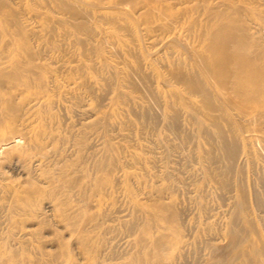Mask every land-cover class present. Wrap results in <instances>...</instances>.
<instances>
[{
    "label": "bare ground",
    "instance_id": "1",
    "mask_svg": "<svg viewBox=\"0 0 264 264\" xmlns=\"http://www.w3.org/2000/svg\"><path fill=\"white\" fill-rule=\"evenodd\" d=\"M262 5L0 0V264H190L197 228L211 264H264V200L232 178L264 135ZM156 33L160 44H145ZM158 46L176 62H160ZM183 120L207 164L190 176L204 217L190 228L184 171L169 166L189 155ZM205 182L228 191L226 221L208 214ZM124 235L134 250L117 255Z\"/></svg>",
    "mask_w": 264,
    "mask_h": 264
},
{
    "label": "rangeland",
    "instance_id": "2",
    "mask_svg": "<svg viewBox=\"0 0 264 264\" xmlns=\"http://www.w3.org/2000/svg\"><path fill=\"white\" fill-rule=\"evenodd\" d=\"M260 8H262V10H264L263 5H262ZM177 31L180 32L179 28L177 29ZM146 36H147V35L144 36L145 39H146L145 42H147V43H145V44H150V43H151V44H152V43L160 44V43H158V42L161 41L160 39L162 38V35H161L160 33H159V34L156 33V34H155V39H153V40H149V39H148V41H147V37H146ZM159 36H160L161 38H160ZM182 37H183V36H182ZM157 38H158V39H157ZM156 39H157V40H156ZM150 41H151V42H150ZM154 41H155V42H154ZM65 43L67 44L66 41L63 42V44H65ZM161 44H162V43H161ZM160 48H161V49L164 48V49L161 50ZM169 48H170V47H164V46H158V48L156 47V49H155V52H156L155 57H156L160 62H163V63H165V64H167L168 62H169V63H170V62L172 63V61H174L175 58H176L177 56H176L175 54H173L172 49L170 48V49H171V50H170ZM157 49H158V50H157ZM168 49H169L170 51H168ZM159 50H161V52H163V51H164V52L161 54V52H160ZM166 51H167V52H166ZM171 52H172V54H171ZM166 53H167V54H166ZM169 53H170V54H169ZM159 54H160V55H159ZM165 54H166V55H165ZM158 55H159V56H158ZM173 55H174V57H173ZM165 57H168V58H165ZM169 57H170V59H169ZM164 58H165V59H164ZM160 59H161V60H160ZM163 59H164V60H163ZM176 60H177V59H176ZM176 60H175L174 62H176ZM169 89H171V88H169ZM99 93H100L99 95H100V97H101V95H102V93H104V91L101 90V92H100V90H99ZM105 103H107V102H105ZM154 110H155V109H153V112H154ZM154 113L157 114V111L155 110ZM185 121H186V120H185ZM185 121L183 120V122H182L183 125L180 123V124H181V128L183 127L182 129L184 130V134H185V135H188V134H189L188 136L191 138V142H192V143H189V142L186 143V142H184V145H186L187 147H189V148H187V147L185 146V148H186V149H185V153H186V154H189V155H186V156H188V157H187V161H186V160H185V162L182 161V160H181V155L178 154V153H176V152H174V153H175V156H173L174 154L171 155V156H172L171 159L173 158L174 162H170V163H169V166L171 167V164H172V167H173V168H174V167H175V168H179V169L181 168V171H182V170L184 171V172L182 171L183 173H182V176H181V177L183 178V180H185V181H184L185 183L187 182L186 184H188V185H187V186H186V184L184 185V187H186L187 189H186V188L184 189V187H183V190H182V189H179L180 191H179L178 193H181V192H182L181 194L183 195V196H182L183 199H182V197H181L180 194H178V196H179V198L182 199V200H180V199H179V200H180L182 203H184V204L186 203V205L188 206V208H190V210H192V211H189V212H190V213H189L190 215H188L189 217H188V216L186 217V218H188V219H186V220H187V221H188V220L190 221V222H187V221H186V225H188V226H189L188 228H190V225H192V226L197 225V224H196V223L198 222L197 219H198V220H203V218H204V217H202V216L200 215L201 213L198 211L199 209H198V206L196 205L197 202H198V199H197L198 189L196 188V185H195L194 183L191 184V181H192L191 179H192V177H190V176H191L192 174H193V175H198V174H199L198 171H199V169L202 167V165H207V164H205V163L202 164V163L197 159V155H196V152H194V148H195V146H196V143H198V142H197V140H196L195 138H193V134H194V132H193V131H194V126H193V124H192L191 122H188V121L185 122ZM190 123H191V124H190ZM184 124H185V125H184ZM187 124H188V125H187ZM189 124H190V125H189ZM191 125H192V126H191ZM185 126H186V127H185ZM190 126H191V127H190ZM188 127H189V128H188ZM192 127H193V129H192ZM158 129L161 130L160 132H161V134H162V135H161L162 137H165V135H166L167 138H170V135H171V138H170L171 140L176 141V142H178V141L180 142L181 139H179V138H178V140H176V138L174 139V135H173V133H170V134H169V132H168L167 130H164L163 127H162V129H161V127L159 126ZM185 129H186V130L188 129L187 132H186ZM190 129H191V130H190ZM192 130H193V131H192ZM191 131H192V132H191ZM165 132L168 133V135H167ZM190 132H191V134H190ZM255 133H256V134H255ZM257 133H258V137H257ZM254 135H255V136L253 137L254 141H253V139L251 140V142H252L253 145H254V146H252V152H253V157H251L252 159L250 158V159H247V160H246V159H244V160H243V159L240 160V161L238 162V163L240 164V166L237 167V168H238L237 170L234 169L236 172L233 171L232 178H234L235 175H236V177H235L234 179H236V182H238L237 179H239L241 176H243V178L245 177V178H244V182L246 181V182H245V186L248 184V185L246 186L247 190H248V191H250V190L252 191V189H253V190L255 189L257 192L260 191V192L258 193V194L261 193V194L259 195V197H260V198H263V199H261V200H264V194H263V193H264V192H263V189H264V188H263V186H264V169H262V168H264V167H263V165H264V163H263V162H264V160H263V159H264V154H263V153H264V151H263V150H264V135H262L261 133L259 134V132H254ZM260 135H261V136H260ZM148 136H149V137H152L150 134H149ZM259 137H263V138L261 139V138H259ZM172 138H173V139H172ZM256 139H257V140H256ZM259 139H260V141H259ZM192 140H193V141H192ZM261 140H262V141H261ZM144 143H145V142H144ZM185 143H186V144H185ZM261 143H262V144H261ZM188 144H189L190 146H188ZM202 145H203V147H204L205 144H202ZM255 145H256V146H255ZM257 145H258V146L260 145L259 147H260V148L263 147V148L260 149ZM193 146H194V148H193ZM206 146H207V148L209 147L208 145H206ZM157 147H158V146H156V145L154 146V148H155V152H156L155 154H156L157 156L154 154L153 157L155 158V161H158V162H159V163H156V165L159 166V164H160V161H159V160H160V157H161L159 153L161 152V148H157ZM255 147L258 149L257 151H256V148H255ZM191 148H193V149H191ZM157 149H158V150H157ZM254 149H255V150H254ZM259 149H260V150H259ZM191 150H192V151H191ZM159 151H160V152H159ZM186 151H187V152H186ZM262 151H263V152H262ZM188 152H189V153H188ZM257 152H258V153H257ZM185 153H184V154H185ZM255 153H257L256 155H258L257 157H256ZM158 154H159V155H158ZM176 154H178L180 157L177 156ZM194 154H195V155H194ZM260 155H261V156H260ZM176 156H177V157H176ZM189 156H190V157H189ZM254 156H255L256 159H257V160L255 159V161L258 162V163H256V162L254 161V158H255ZM156 157H157L159 160H158ZM174 158H175V159H174ZM192 158H193V159H192ZM189 159H190V160H189ZM191 159H192V162H191ZM197 160H198V162H197ZM250 161H252V162H250ZM253 161H254V162H253ZM181 162L183 163V165H182ZM189 162H190V163H189ZM196 162H197L198 164H199V162H200V164L198 165ZM242 162H243V163H242ZM249 162H250V163H249ZM173 163H174V164H173ZM177 163H178V164H177ZM185 163H186V165H185ZM241 163L243 164V166H242ZM245 163H246V164H245ZM248 163H249V167L247 166ZM261 163H262L263 165H262ZM187 164H189V165H187ZM201 164H202V165H201ZM239 164H238V165H239ZM255 164H259V165H261V166H260L261 169L259 170V169H258V168H259V167H258L259 165L257 166V165H255ZM184 165H185L186 167H184ZM190 165H191V168H190ZM193 165H195L196 167L193 166ZM253 165H254V167H253ZM177 166H178V167H177ZM180 166H181V167H180ZM187 166H188L189 168H187ZM198 166H199V167H198ZM241 166H242V167H241ZM239 167H240V169H239ZM184 168H185V169H184ZM186 168H187L188 170H186ZM248 168H249L250 171H247ZM196 169H197V170H196ZM252 169H253V170H252ZM257 169H258V170H257ZM189 170H190L192 173H191ZM194 170L197 171L198 174H194V172H195ZM242 170H243L244 172H240V171H242ZM251 170H252V171H251ZM254 170H256V171H258V172H255ZM186 171H187V172H186ZM253 171H254L255 173H254ZM234 172H235V173H234ZM238 172H239V173H238ZM262 172H263V173H262ZM236 173H237L238 175H237ZM241 173H242V174H241ZM245 173H246V175H245ZM249 173H250V174H249ZM258 173L260 174V177H259V174H258ZM261 173H262V175H261ZM183 174H184V176H183ZM247 174H248V175H247ZM257 174H258V175H257ZM239 175H240V176H239ZM187 176H188V178H187ZM237 176H238V177H237ZM247 176H248V177H247ZM246 177H247V178H246ZM254 177H255V178H254ZM184 178H185V179H184ZM194 178H195V177H193V179H194ZM200 178H201V176H199V179H200ZM258 178H259L260 180H259ZM247 179H248L249 181H248ZM255 179H256V180H255ZM186 180H187V181H186ZM189 181H190V182H189ZM188 182H189V183H188ZM250 182H252V183H250ZM256 182H257V183H256ZM171 183H172V181H171ZM205 183H206V184H204V186H202V188L204 187V193H205V194H204V200H203V201L205 202L204 204H206V202H207L209 205L206 204V206H209V207H212L211 205H213V207L210 208V209H209V207H208V209H209V213H208V214H210V215H212V214H217L219 217H221V219H222L223 221H224V220L226 221V219L228 218V215H225V214H224V210H226V209L228 208V207H227V205H228V203H229L228 198H227V197L229 196V193H227L228 191L219 190V189H217V188H216V190H217V191H216L215 189H213V188H215V187H214V186H215L214 184H213V187H212V184H211L210 182H205ZM249 183H250V184H249ZM189 184H191L192 187H190ZM193 184H194V185H193ZM233 184H234V183H233ZM252 184H253V185H252ZM260 184H261V185H260ZM206 185H208V186H206ZM209 185H210L211 187H210ZM249 185H250V186H249ZM254 185H255V187H253ZM258 185H259L261 188H260ZM262 185H263V186H262ZM188 186H189V187H188ZM194 186H195V187H194ZM251 186H252V187H251ZM207 187H208V188H207ZM209 187H210V188H209ZM249 187H250V189H249ZM190 188H191V189H190ZM205 188H206L207 190H205ZM251 188H252V189H251ZM192 189H193V190L195 189L196 194H195V192H194ZM209 189H210V190H209ZM186 191H187V192H186ZM190 191H192V192L190 193ZM205 191H206L207 193H206ZM183 192H184V193H183ZM209 192H210L211 194H210ZM187 193L189 194V196H188ZM192 193H193V194H192ZM208 193H209V194H208ZM216 193H217V194H216ZM223 193H225V195H224ZM184 194H185V195H184ZM219 194H220V195H219ZM226 194H227V195H226ZM218 195H219V196H218ZM187 196H188V197H187ZM212 196H213V197H212ZM195 197H196V199H195ZM186 198H188V200H187ZM192 198H193L194 200H193ZM219 198H220V199H219ZM251 198H252V196H251ZM210 199H211L212 201H211ZM213 199H214V200H213ZM216 199H217L218 201H216ZM226 199H227V200H226ZM113 200H114V199H113ZM186 200H187V201H186ZM190 200H191V201H190ZM207 200H209V201H207ZM109 202H110V201H109ZM111 202H112V201H111ZM124 202H125V204H124ZM191 202H193L194 204L191 203ZM195 202H196V203H195ZM210 202H212V203H210ZM215 202H216V203H215ZM220 202H221V203H220ZM227 202H228V203H227ZM118 203H119L120 205H122V203H123L124 210H125V207H126L125 205L127 204V207H126V210H125V211H126V215H127V217H126L125 219L128 220V221H129V220L131 221V220H132V219H131V218H132V212H131V209H130L131 207L128 205V203L126 202L125 198L121 197V201L116 203V205H117L116 207L119 206ZM188 204H189V205H188ZM218 204H219L220 206H219ZM221 204H222V205H221ZM193 205H194V206H193ZM195 205H196L197 210H196V208H195ZM123 206H119V207H122V208H123ZM190 206H191L192 208H191ZM225 206H226V207H225ZM216 207H218V208H216ZM219 207H221V208H219ZM215 208H216V209H215ZM128 209L130 210V212H129ZM212 210H214L215 212L212 211ZM218 210L220 211L219 214H218V212H219ZM127 211H128V212H127ZM195 211H196V212H195ZM216 211H217V212H216ZM253 211H254V212H253V216L256 217L257 220H259V217H257L258 212L255 211L254 208H253ZM193 212H194V214H193ZM130 213H131V214H130ZM195 213H197V214H195ZM128 214H129V215H128ZM194 215H195V216H194ZM197 215H198V216L200 215V217H198ZM222 215H223V216H222ZM224 215H225L226 217H225ZM129 216H131V217H129ZM196 216H197L198 218H197ZM208 216H209V215H208ZM215 217H216V216H215ZM128 218H129V219H128ZM193 218H195V219H193ZM210 219L214 220L213 218H210ZM194 220H196L197 222L194 221ZM208 221H211V220H208ZM194 222H195V223H194ZM114 223H115L116 225H118V222H114ZM187 223H188V224H187ZM202 227H204V226H202ZM197 229H198V228H197ZM197 229H196V231H194L193 233H191V234L193 235V236H191L190 239H189V242L191 241V242H190L191 244H190V245L188 244V245H187L188 247L185 246V248L187 247L186 250H185V254H186V251L188 250V252H187L188 254H186V256H187V258L189 257L188 260H190V261H188V262H189L190 264H205L206 261H208L206 264H211L210 261H209V259L211 260V257L209 256V255H210V251H209V248H208L207 245H206V243H207L208 240L210 239V234L207 233V232H202V229H201V228L198 229V232H197ZM200 230H201V231H200ZM200 232H201L202 234H201ZM194 234H195V235H194ZM206 234H207V235H206ZM202 235H203V236H202ZM200 236H201V237H200ZM206 236H207V237H206ZM197 237H198L199 239H198ZM203 237H204V238H203ZM123 238H125V239H122L121 244L119 245L120 248L116 247V248L114 249V251L116 250V252H118V254L115 252L117 255H119V253H120V255H122V254H124V252H126L127 248H128V249H131V248H132V246L129 247L130 243H127V245H126V243H125V241L127 242L128 240H132L131 237H127V236L124 235ZM194 238H195V239H194ZM201 238H202V239H201ZM206 238H207V239H206ZM208 238H209V239H208ZM191 239H192V240H191ZM193 239H194V240H193ZM123 240H124V241H123ZM195 240H196V241H195ZM198 240L200 241V244L202 243L201 245L199 244V241H198ZM221 240H222V241L219 242V245H224L226 241H224V239H221ZM194 242H195V243L197 242V243L195 244ZM223 243H224V244H223ZM192 244H193V245H192ZM197 244H199V245H197ZM123 245H125V246H123ZM196 245H197L198 248L196 247ZM202 245H203V247H202ZM194 246H195V247H194ZM199 246H200V247H199ZM121 247L123 248V250H122ZM193 247H194L196 250H195ZM124 248H125V249H124ZM192 248H193V250H192ZM222 248H224V247H221V249H220V253L225 252V248H224V249H222ZM119 249H120V250H119ZM189 249H191V250H189ZM200 249H201V251H200ZM202 249H203V251H202ZM118 250H119V251H118ZM132 250H134V247L132 248ZM197 250H198V251H197ZM205 250H206V251H205ZM192 251H193V252H192ZM199 251H200V252H199ZM207 251L209 252V255H208V256H207V254H208ZM121 252H122V253H121ZM194 252H195V254H193ZM197 252H198V253H197ZM203 252H204V253H203ZM196 253H197V254H196ZM199 253H201V254H199ZM202 253H203V254H202ZM204 254H205V255H204ZM189 255H190V256H189ZM191 255H192V256H191ZM194 255H195V256H194ZM201 255H203L204 257H203V256L201 257ZM193 256H194V257H193ZM196 256H197V257H196ZM199 256H200V257H199ZM206 256H207L208 258H207ZM195 258H196V260H198V261H196ZM200 258H201V262H200ZM203 258H205V259H203ZM191 259H192V260L194 259L193 261H195V262H193ZM202 259H203V260H202ZM191 262H192V263H191ZM198 262H199V263H198ZM204 262H205V263H204Z\"/></svg>",
    "mask_w": 264,
    "mask_h": 264
}]
</instances>
